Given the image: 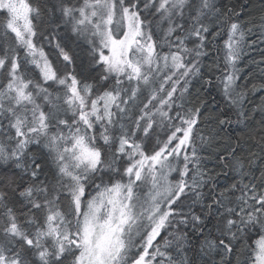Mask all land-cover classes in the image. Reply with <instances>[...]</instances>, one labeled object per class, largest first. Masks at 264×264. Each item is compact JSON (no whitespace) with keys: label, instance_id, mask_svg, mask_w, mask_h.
I'll return each mask as SVG.
<instances>
[{"label":"snow or ice","instance_id":"snow-or-ice-1","mask_svg":"<svg viewBox=\"0 0 264 264\" xmlns=\"http://www.w3.org/2000/svg\"><path fill=\"white\" fill-rule=\"evenodd\" d=\"M249 8L0 0V264H264Z\"/></svg>","mask_w":264,"mask_h":264},{"label":"trees","instance_id":"trees-1","mask_svg":"<svg viewBox=\"0 0 264 264\" xmlns=\"http://www.w3.org/2000/svg\"><path fill=\"white\" fill-rule=\"evenodd\" d=\"M264 4V0H250V8L247 9V11L252 15V16H257L259 14L260 8ZM46 27V26H44ZM47 34V33H45ZM222 43V41H220ZM209 61H205V63H208ZM245 75H247V72H245ZM215 83V82H214ZM196 89L200 90V95L201 98L204 99H209L211 97H214L216 101H221L222 97L219 94V88L218 87H208L205 86V88H200L199 84L195 85L194 91ZM259 96H264V93H260L257 96V101L259 100Z\"/></svg>","mask_w":264,"mask_h":264}]
</instances>
